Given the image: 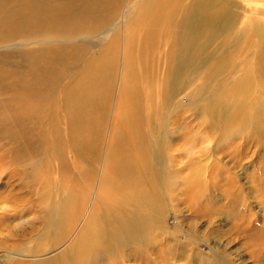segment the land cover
<instances>
[{"label": "rangeland", "instance_id": "rangeland-1", "mask_svg": "<svg viewBox=\"0 0 264 264\" xmlns=\"http://www.w3.org/2000/svg\"><path fill=\"white\" fill-rule=\"evenodd\" d=\"M133 1L132 4L139 0ZM190 1L174 0L173 3L181 7ZM229 1L233 3L232 8L236 6L233 10L238 17L224 33L218 32L207 43L202 42L200 58L180 65L179 81L173 72L164 109L166 87L150 64L157 53L153 47L139 52L137 44L132 70L136 72L137 81L131 75L119 89L124 72L121 38L114 60L115 77H107L104 84L102 101L108 106L100 102L93 104L85 117L87 131L77 142L70 128L65 129L63 112L67 120L69 118L63 103H55L54 109L52 104L46 105L48 110L47 114H42L44 121L39 122L40 129L30 124L36 120L35 116L24 118L28 122L25 131L34 138L40 131H46L47 140L36 142L33 139L30 154L22 161L4 168L0 165V264H32L62 252L66 253L65 264H86L90 251L80 255L77 249L84 217L96 216L86 222L90 228L119 209L125 210L128 220L138 208L146 215L145 203L127 207L132 201V196L128 195L129 179L124 185L125 193L118 191L126 163L143 159H151L158 166L154 164L153 168L158 169L162 222L152 237L142 235L137 239L135 235L130 240L129 233L126 245L115 247L99 260L92 261L93 264H264V123L262 128L246 130L232 123V101L241 91L239 86L235 93L226 90L230 86L234 89L232 85L241 78L256 81L252 82L256 89L264 81L259 71L264 62V16L244 13L239 2ZM124 6L125 3L122 9ZM177 18L181 20L182 14ZM62 25L48 24L47 27L67 37V53L58 51L64 40L58 39L41 45L43 50L49 46L48 59L67 56L77 43L88 50L80 62L63 68L65 77L56 86L51 102L61 101L66 85L73 84L86 61L99 56L100 50L108 49L114 39L119 38L112 36L110 30L79 43V37L69 32L70 26ZM33 48L36 53L41 49L39 45L0 48V66L4 63V54L21 58L19 51L31 49L33 52ZM8 62L7 69L20 67L25 73V67L17 65L23 61ZM147 62L150 70L145 68ZM16 78L8 77L9 86L5 81L2 83L3 93L11 104L19 95V86L14 83ZM201 88L203 93H198ZM219 89H225L223 100L230 105L212 116L204 109L206 103L195 101L208 95L206 90L208 96H217ZM150 93L152 99H149ZM263 97V92L256 94L253 101L260 102ZM22 105L27 104L22 102ZM251 106L250 102L247 110ZM259 107L256 105V110ZM116 126L124 133V138L116 137ZM141 134L144 146L137 143ZM56 140L62 158L54 148ZM1 148L4 151H0V155L4 156L6 146ZM196 179L200 183L192 187V180ZM74 193L79 196L77 206L82 211L72 220L71 208H66L61 239L52 252L46 253L50 246L46 234L50 213ZM131 244L143 247L134 252Z\"/></svg>", "mask_w": 264, "mask_h": 264}, {"label": "bare ground", "instance_id": "bare-ground-1", "mask_svg": "<svg viewBox=\"0 0 264 264\" xmlns=\"http://www.w3.org/2000/svg\"><path fill=\"white\" fill-rule=\"evenodd\" d=\"M234 1L235 3L239 2L238 5L244 13L249 12L252 15L264 16V0ZM132 2L134 1L58 0L56 2L55 0H22L17 2L0 0V48L27 45H39L41 48L43 44L47 45L50 42L52 44L58 39H64L59 44L58 51L67 53L66 48H69L67 37L55 33L56 30L49 31L48 24L52 27H62V24L69 25L70 28L67 27L69 32L79 37V43L84 42L90 36L102 35L110 30L113 32L112 36H119L117 41L114 39L113 43L108 46V49L100 50L99 56L90 57L86 61L73 84L66 85L63 93L64 98L61 101L51 102L56 93V86L65 77L66 72L64 73L63 68L67 69L69 65L80 62L88 48L80 44L78 46V43L74 44L72 46L73 51L69 50L67 56L57 59H48L47 51L49 49L47 48L49 46L45 47V50L42 48L37 50V53L35 48H33V52L31 49L19 51L18 55L21 58H13L11 53L4 54V63L0 66V90H2L0 93V151H4L1 147L6 146L4 156L3 154L0 155L2 168L22 161L26 155L30 154L29 149L34 145L31 146L33 139L36 142L47 140L46 131L43 133L40 131L34 138L31 133L24 130L28 125L24 118L32 116H35L36 120L30 124L40 129L39 122L44 121L42 114L47 112V104H52L54 109L55 103H63V108L69 118L67 120V116L63 112L65 129L70 128L74 141L77 142L81 138L87 131L88 123L85 117L93 109V104L100 102L103 106H108L105 101H102L105 93L104 84L107 77H115L114 60L121 38L124 72L120 77L119 89L121 84L131 75L137 81L135 70L132 72L137 44L139 52H146L149 47H153L157 49V53L152 56L151 60L154 62L150 61V64L153 67L152 71L157 73L158 80L166 87L162 102V109H164L166 97L170 94L169 79L174 77L173 72L176 74V80L179 81L180 65L182 63L190 64L193 60L200 58L204 46L202 42L207 43L218 32L224 33L230 28V23L238 17V14L233 10L236 6L234 5L232 8L233 3L231 4L229 0H191L187 5L183 4L181 7L175 5L174 0H139L133 4ZM124 3L125 6L122 9ZM168 6H170L169 9ZM174 6L175 9L172 10ZM120 12L121 17L118 21ZM163 12L166 14L163 15ZM180 13L182 14L181 20L177 18ZM8 60L23 61L24 63L17 65L22 66V68L25 67V73L20 71V67L15 70L7 69ZM260 66L262 67L259 71L264 79L263 61ZM145 68L150 70L148 69V62ZM9 76L14 78L17 76L14 83L19 86V95L12 104L9 103V98L4 95L5 88L2 84L4 81V84H9L6 82ZM241 80L232 85L234 89L231 86L226 88L230 94L232 91L235 93L238 86L241 91L238 98L232 101L234 106L231 121L244 130L253 127L262 128L264 97L260 102L253 101V97L256 94L264 93V81L261 85H257L260 89L258 92V89L252 84L256 81H250L248 78H241ZM202 88L198 93H203ZM205 88L207 89V87ZM61 90L63 91V89ZM206 91L205 94L209 95L208 90ZM225 92V89H219L217 96L206 95L195 102L206 103L204 109L215 116L230 105L229 101L226 104V100H223ZM149 99H152V93H150ZM22 102H26L27 105H22ZM250 102L251 109L247 110ZM256 105H260L258 111ZM155 121H157L156 118ZM115 134L118 138H124V133L117 126L115 127ZM137 143L144 146L142 134L137 139ZM54 148L59 153V157L62 158L58 140L54 142ZM154 164L158 168L156 162H152L151 159H143L133 164L127 162L126 169L121 172L122 183L118 188L119 192L125 193L124 185L129 179L128 195L132 196V201L127 207L145 203L146 215H143L142 210L138 208L133 211L132 217L128 220L125 210L119 209L117 212H112L102 218L90 228L87 227L86 222L96 218V216L84 217L82 226L84 229L77 249L80 255L90 251L87 254L86 264H93L92 261L99 260L115 247L126 245L124 242L129 233L131 234L130 240L135 235L137 239H141L142 235L152 237L158 230V226L162 222L160 210L163 201L160 198V189L157 183L156 173H158V169L155 168L154 170ZM159 173L163 174L161 171ZM192 182V187L196 186L197 182L200 183L199 179L192 180ZM78 199L79 196L74 193L50 213L46 229L50 246L46 253L52 252L54 246L61 239L60 233L65 226L66 208H71L70 217L72 220L81 213L82 208L77 206ZM77 240L78 236L75 238L76 244ZM142 247V245H132L131 250L139 252ZM65 259L66 253L62 252L53 254L44 260L39 261L37 259L38 261H34L32 264H65Z\"/></svg>", "mask_w": 264, "mask_h": 264}]
</instances>
